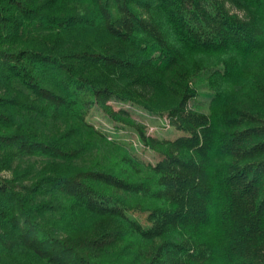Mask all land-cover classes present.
<instances>
[{
  "label": "trees",
  "instance_id": "obj_1",
  "mask_svg": "<svg viewBox=\"0 0 264 264\" xmlns=\"http://www.w3.org/2000/svg\"><path fill=\"white\" fill-rule=\"evenodd\" d=\"M0 264H264V0H0Z\"/></svg>",
  "mask_w": 264,
  "mask_h": 264
},
{
  "label": "rangeland",
  "instance_id": "obj_2",
  "mask_svg": "<svg viewBox=\"0 0 264 264\" xmlns=\"http://www.w3.org/2000/svg\"><path fill=\"white\" fill-rule=\"evenodd\" d=\"M238 14V13H237ZM199 92L201 95L198 97L197 102L194 103V106L198 108L201 111H207L208 103H209V91L207 90L205 85H201L199 87ZM115 109H119L120 107L114 106ZM131 113L132 116L135 120H137L140 123H143L147 126L148 128V134L152 137L155 138H160V139H168V140H174L177 137H179L180 132L174 129L173 127L169 126L167 124L168 122L166 121V118H163L162 120L158 118H150L143 114L139 110L132 109L131 107H126ZM91 123L95 124L96 126H103L105 127V120L100 114H94L90 118ZM138 155L141 157V159L145 162L149 163H158L161 161V158L151 152H149L146 149H138ZM194 172L195 169L191 166L185 169L178 177L177 179V187L179 186V190L181 189H187L190 185H192L195 181L194 177ZM168 181V178H167ZM169 182H171L169 180ZM175 187V190L176 188ZM171 188H174V183L171 182ZM140 218L141 224L146 227V226H151L153 225L155 229L159 227V221L154 222L153 219H151L150 216L147 215H142L138 216Z\"/></svg>",
  "mask_w": 264,
  "mask_h": 264
}]
</instances>
